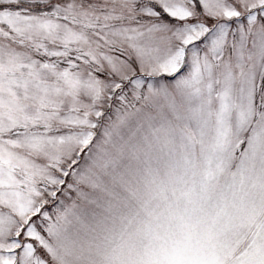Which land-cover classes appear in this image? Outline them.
Returning <instances> with one entry per match:
<instances>
[{
	"label": "snow or ice",
	"instance_id": "1",
	"mask_svg": "<svg viewBox=\"0 0 264 264\" xmlns=\"http://www.w3.org/2000/svg\"><path fill=\"white\" fill-rule=\"evenodd\" d=\"M0 264H264V0H0Z\"/></svg>",
	"mask_w": 264,
	"mask_h": 264
}]
</instances>
